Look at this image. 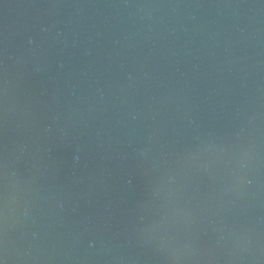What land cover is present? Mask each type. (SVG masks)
Wrapping results in <instances>:
<instances>
[{
	"label": "water",
	"instance_id": "water-1",
	"mask_svg": "<svg viewBox=\"0 0 264 264\" xmlns=\"http://www.w3.org/2000/svg\"><path fill=\"white\" fill-rule=\"evenodd\" d=\"M0 264H264V0H0Z\"/></svg>",
	"mask_w": 264,
	"mask_h": 264
}]
</instances>
